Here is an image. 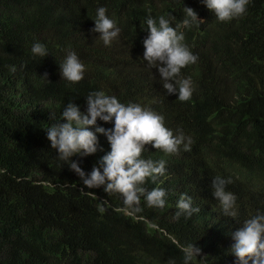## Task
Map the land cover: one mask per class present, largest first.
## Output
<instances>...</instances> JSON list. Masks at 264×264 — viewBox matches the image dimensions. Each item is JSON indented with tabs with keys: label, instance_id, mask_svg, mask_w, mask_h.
Here are the masks:
<instances>
[{
	"label": "trees",
	"instance_id": "16d2710c",
	"mask_svg": "<svg viewBox=\"0 0 264 264\" xmlns=\"http://www.w3.org/2000/svg\"><path fill=\"white\" fill-rule=\"evenodd\" d=\"M185 6L203 22L178 29L198 57L181 69L194 91L180 101L144 61L149 32L141 24L171 13L174 27L186 18ZM100 7L121 29L110 45L91 31ZM37 42L46 57L32 53ZM69 51L85 65L79 82L61 76ZM193 71L195 78L186 74ZM99 91L151 108L174 134L191 138L190 151L181 145L168 154L148 144L142 152L143 159L166 161L164 175L141 185L146 192L163 188L164 208L141 196L140 210H130L120 193L87 188L71 161L51 148L50 112L61 118L70 101L86 112V97ZM97 135L94 154L72 158L86 173L111 150ZM217 176L231 179L226 191L236 196L239 221L224 217L213 195ZM182 194L200 211L177 217ZM258 213H264V0H249L230 21L215 18L202 0H0V264H184L183 248L194 243L202 251L190 264H235L232 234Z\"/></svg>",
	"mask_w": 264,
	"mask_h": 264
},
{
	"label": "clouds",
	"instance_id": "9594fccd",
	"mask_svg": "<svg viewBox=\"0 0 264 264\" xmlns=\"http://www.w3.org/2000/svg\"><path fill=\"white\" fill-rule=\"evenodd\" d=\"M202 2L214 12L215 18L230 21L246 12L249 0H202ZM185 9L186 18L174 27L172 22L176 17L171 13L167 19L160 16L158 24L151 16L146 20L147 27L141 24V29L149 32L143 41L144 61L152 69H158L166 93H178L177 98L180 101L190 100L194 91L193 81L190 78H182L181 69L196 63L198 57L183 43L184 34L178 29L191 27L197 21L203 22L193 8L185 6ZM94 21L95 26L91 31L99 33L105 45H110L119 36L121 29L114 20L108 18L106 8H98ZM31 51L42 58L49 54L46 46L39 42L32 46ZM59 65L62 78L71 82H79L84 78L85 65L74 51H69L63 63ZM186 74L195 78L194 71ZM40 76L48 80L47 73ZM210 95L214 102L220 100L216 91L210 92ZM86 100V112H82L80 107L71 101L63 107L61 118H55L50 112L53 122L46 132L51 148L57 151L61 159L71 161L68 164L69 168L81 178L87 188L104 186V191L108 194L120 193L124 198V205L130 210H140L141 196H145L148 206L164 208L165 190L154 188L146 192L141 185L149 177L154 180L157 176L164 175L166 161L143 159L142 152L148 144L168 154L178 153L181 145L185 151H190L191 138L186 137L182 131L174 134L165 127L163 115L140 104L125 105L115 96L106 95L103 91L90 94ZM98 119L104 122L114 121V127L106 129L97 124ZM98 133L107 137L111 150L100 158L90 173H86L79 162L72 158L77 155L85 157L94 154L97 151ZM229 183L230 178L215 177L211 181V187L214 189L212 192L222 207L224 217L239 221L235 211L236 196L226 191ZM108 203L107 200L101 201L100 211H104L103 205ZM177 208V217L182 213L191 216L193 212L200 211L199 208H193L192 198L186 194L181 195ZM232 236L234 243L230 249L231 254L236 257L235 264H264V213H258L243 221L242 227ZM201 251L196 243L183 248L184 264H190L194 257L198 258ZM200 260L205 264V259Z\"/></svg>",
	"mask_w": 264,
	"mask_h": 264
}]
</instances>
